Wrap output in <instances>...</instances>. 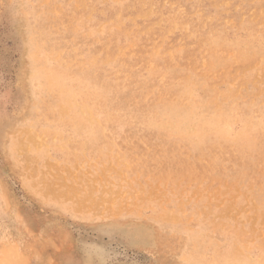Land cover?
<instances>
[{"label": "rangeland", "instance_id": "obj_1", "mask_svg": "<svg viewBox=\"0 0 264 264\" xmlns=\"http://www.w3.org/2000/svg\"><path fill=\"white\" fill-rule=\"evenodd\" d=\"M0 264H264V0H0Z\"/></svg>", "mask_w": 264, "mask_h": 264}, {"label": "bare ground", "instance_id": "obj_2", "mask_svg": "<svg viewBox=\"0 0 264 264\" xmlns=\"http://www.w3.org/2000/svg\"><path fill=\"white\" fill-rule=\"evenodd\" d=\"M180 129V128H179ZM224 129V128H223Z\"/></svg>", "mask_w": 264, "mask_h": 264}]
</instances>
